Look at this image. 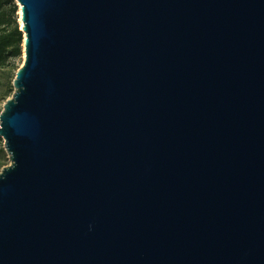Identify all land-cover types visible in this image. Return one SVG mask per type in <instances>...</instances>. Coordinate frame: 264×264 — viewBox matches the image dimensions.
<instances>
[{
  "label": "water",
  "instance_id": "95a60500",
  "mask_svg": "<svg viewBox=\"0 0 264 264\" xmlns=\"http://www.w3.org/2000/svg\"><path fill=\"white\" fill-rule=\"evenodd\" d=\"M0 264H264V0H15Z\"/></svg>",
  "mask_w": 264,
  "mask_h": 264
},
{
  "label": "trees",
  "instance_id": "16d2710c",
  "mask_svg": "<svg viewBox=\"0 0 264 264\" xmlns=\"http://www.w3.org/2000/svg\"><path fill=\"white\" fill-rule=\"evenodd\" d=\"M17 11L18 7L14 0H0V71L6 73L11 82L20 68L10 67L11 60L20 59L24 50V34L17 21ZM13 92L14 89L11 88L9 96H12ZM7 99L8 97L5 100ZM2 110L0 109V113Z\"/></svg>",
  "mask_w": 264,
  "mask_h": 264
},
{
  "label": "rangeland",
  "instance_id": "374dc122",
  "mask_svg": "<svg viewBox=\"0 0 264 264\" xmlns=\"http://www.w3.org/2000/svg\"><path fill=\"white\" fill-rule=\"evenodd\" d=\"M15 1V0H14ZM16 5L17 2L15 1ZM18 11L16 13L17 16V21L19 23V26L21 28V14H20V7L17 5ZM24 63V51H23V56L20 59H12L10 67L15 66V67H21ZM14 89L13 87V81L9 79L8 75L4 73L3 71H0V109H3L5 99L8 97V99L11 97L9 96V91L10 89ZM10 164V160L8 157V154L5 150L4 147V140L3 138L0 137V168L6 167Z\"/></svg>",
  "mask_w": 264,
  "mask_h": 264
}]
</instances>
